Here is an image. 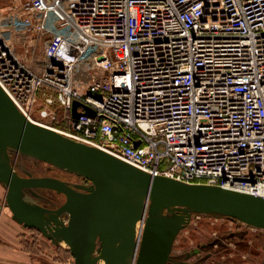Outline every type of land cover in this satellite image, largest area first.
I'll use <instances>...</instances> for the list:
<instances>
[{"label":"built area","instance_id":"1","mask_svg":"<svg viewBox=\"0 0 264 264\" xmlns=\"http://www.w3.org/2000/svg\"><path fill=\"white\" fill-rule=\"evenodd\" d=\"M0 85L152 176L264 197V0H9Z\"/></svg>","mask_w":264,"mask_h":264},{"label":"water","instance_id":"2","mask_svg":"<svg viewBox=\"0 0 264 264\" xmlns=\"http://www.w3.org/2000/svg\"><path fill=\"white\" fill-rule=\"evenodd\" d=\"M79 105L73 106L74 117L80 115ZM12 151L77 173L91 184L73 186L58 177L21 175L12 164ZM0 182L13 219L55 244L65 241L76 264H169L174 242L192 213L224 215L264 228L263 196L152 176L99 147L32 121L1 85ZM39 188L63 193L66 200L55 208L41 205L32 198L40 196L35 191ZM138 222L144 223L142 233Z\"/></svg>","mask_w":264,"mask_h":264},{"label":"rangeland","instance_id":"3","mask_svg":"<svg viewBox=\"0 0 264 264\" xmlns=\"http://www.w3.org/2000/svg\"><path fill=\"white\" fill-rule=\"evenodd\" d=\"M7 4L9 0H0V9ZM40 102L39 100L38 104ZM57 108L59 114L57 121L41 119L38 112H33L32 117L44 124L68 131V123L61 119L62 110ZM10 155L14 168L21 175L58 177L71 185L90 182L77 173L16 151L10 152ZM35 191L40 196L33 194L32 198L41 205L55 208L66 200L65 194L53 189L39 188ZM6 209L10 212L7 205ZM9 222L16 224L17 235L21 239L25 253L18 254L10 250L0 252V264H76L65 241H62L64 244H55L36 228L25 227L14 219H10ZM201 245L206 247L209 245V248H203V251L196 253ZM171 254L181 260L179 264H264V228L240 220L234 221L227 216L192 213L188 225L180 230ZM18 259L22 262H18ZM169 264L178 263L172 260Z\"/></svg>","mask_w":264,"mask_h":264},{"label":"crops","instance_id":"4","mask_svg":"<svg viewBox=\"0 0 264 264\" xmlns=\"http://www.w3.org/2000/svg\"><path fill=\"white\" fill-rule=\"evenodd\" d=\"M5 196L6 188L0 182V252L10 250L18 254L25 253L20 242L21 239L17 235L18 231L16 224H14V222L13 224L9 222V220H12L13 218L11 216V210V213L8 212L6 204H4ZM17 261L22 262L21 259H18Z\"/></svg>","mask_w":264,"mask_h":264},{"label":"bare ground","instance_id":"5","mask_svg":"<svg viewBox=\"0 0 264 264\" xmlns=\"http://www.w3.org/2000/svg\"><path fill=\"white\" fill-rule=\"evenodd\" d=\"M7 93V92H6ZM8 94V93H7ZM9 95V94H8ZM10 96V95H9ZM10 98L12 99V97L10 96ZM13 100V99H12ZM14 101V100H13ZM20 109V108H19ZM22 111V110H21ZM29 119H31L32 121H35V122H37V123H39V124H42V125H44V126H48V127H50V128H53V129H55V130H57V131H60V132H62V133H64V134H66V131H64V130H61V129H58V128H56V127H52V126H50V125H47V123H42V122H40V121H37V120H35L32 116H29L28 114H26L24 111H22ZM226 188H228V187H226ZM143 226H144V223H142V222H138V224H137V227H138V233L139 232H141L142 233V229H143ZM28 228H30V227H28ZM60 243H63L62 241L61 242H59L58 244H60ZM64 244V243H63ZM67 244V243H66ZM68 245V244H67ZM98 264H104V261L102 260V261H100Z\"/></svg>","mask_w":264,"mask_h":264},{"label":"flooded vegetation","instance_id":"6","mask_svg":"<svg viewBox=\"0 0 264 264\" xmlns=\"http://www.w3.org/2000/svg\"><path fill=\"white\" fill-rule=\"evenodd\" d=\"M78 184L85 185V186H89V185L91 184V182H89V183H78ZM73 186H75V185H73ZM77 189H79V190H81V191H86L85 189H81V188H77ZM208 246H209V245H208ZM208 246L206 247V245H205V246H202V245H201L200 247H198L199 250H198L196 253H200L201 251H203V250H202L203 248H204V249L209 248ZM173 247H174V245H173ZM171 256H172V259L175 260V262H177L178 264H179V262H181L180 259L174 258V257H175L174 254H172Z\"/></svg>","mask_w":264,"mask_h":264}]
</instances>
